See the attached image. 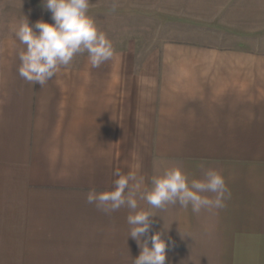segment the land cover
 <instances>
[{
  "label": "crops",
  "instance_id": "crops-1",
  "mask_svg": "<svg viewBox=\"0 0 264 264\" xmlns=\"http://www.w3.org/2000/svg\"><path fill=\"white\" fill-rule=\"evenodd\" d=\"M142 1L113 10L103 0L110 13L98 28L113 57L93 68L77 54L44 86L19 75L25 46L4 10L0 264H133L131 210L105 213L87 193L111 189L116 169L150 188L176 165L189 180L220 170L231 197L199 213L138 201L156 214L148 236L163 231L166 264H264V0ZM89 3L99 22L102 4ZM27 18L52 22V13ZM108 22L152 28L129 35Z\"/></svg>",
  "mask_w": 264,
  "mask_h": 264
},
{
  "label": "clouds",
  "instance_id": "clouds-1",
  "mask_svg": "<svg viewBox=\"0 0 264 264\" xmlns=\"http://www.w3.org/2000/svg\"><path fill=\"white\" fill-rule=\"evenodd\" d=\"M43 7L52 13V22L43 19L31 24L27 17L14 27V34L25 47L19 52V75L31 84L44 86L61 67H67L77 54L87 53L93 68H98L114 55V48L106 33L101 31L88 14L89 0H42ZM112 8L119 0H111ZM116 179L111 189L89 190L86 201L105 213L123 206L131 211L127 217L129 236L136 239L141 251L133 264H166L168 241L163 231L150 237L152 220L156 214L138 210L139 200L153 209L179 204L194 213L202 209L223 208L231 197L226 180L218 169L208 168L199 178L189 180L182 166L176 165L151 178V187H143V177L135 173H113ZM212 194V195H209ZM149 240L151 243H149Z\"/></svg>",
  "mask_w": 264,
  "mask_h": 264
},
{
  "label": "rangeland",
  "instance_id": "rangeland-1",
  "mask_svg": "<svg viewBox=\"0 0 264 264\" xmlns=\"http://www.w3.org/2000/svg\"><path fill=\"white\" fill-rule=\"evenodd\" d=\"M97 1L102 4L101 6L97 7V12L100 11V13L97 14V15H99L98 16L99 22L96 21V23L98 24V27H100L104 21V17H102V16H105V14H109L110 12L108 13V11H104L103 9H101V8H103V3H102L103 0L102 1L97 0ZM135 1H137V0H131V1L129 0V4L134 6ZM151 1L152 0H143L142 2L145 4V7L151 8V6H152ZM100 3H97V4H100ZM7 7H10L9 13H10V15H12L16 18L17 22L20 21L21 19H23L24 17H27L28 13L33 14V16L34 15L36 16L37 14H39V7L44 8L42 0H0V19L3 17V13L8 9ZM98 8H100V9H98ZM117 13H120V12L117 11ZM108 19H110V18H108ZM108 23L112 25L111 26L112 28L110 27L112 30H113V28L116 27L117 24L121 25L123 27V30H127L129 35L139 34L141 32V30H146V28H150L149 22H108ZM136 23L139 26L138 29H136V28L134 29V27H135L134 25Z\"/></svg>",
  "mask_w": 264,
  "mask_h": 264
}]
</instances>
